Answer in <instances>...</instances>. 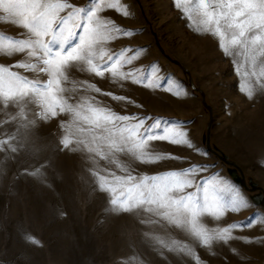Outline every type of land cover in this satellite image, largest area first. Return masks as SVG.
Instances as JSON below:
<instances>
[{"label":"rangeland","instance_id":"rangeland-1","mask_svg":"<svg viewBox=\"0 0 264 264\" xmlns=\"http://www.w3.org/2000/svg\"><path fill=\"white\" fill-rule=\"evenodd\" d=\"M68 3L83 7L89 0ZM122 3L129 15L105 10L102 16L133 32L106 41L104 59L121 48L131 49L128 56L142 48L124 70L151 76L162 85L171 80L181 94L114 80L110 73L98 77L80 65L69 70L63 95L72 104L91 97L93 103L119 114L165 118L187 132L193 147L153 140L148 142L149 152L181 159L142 163L127 153L104 159L78 147L77 140L83 137L74 129L72 144L62 146V138L70 135L71 113L57 110V116L44 119L36 103L4 104L0 97V139L11 136L14 145H22L15 153L0 151V264H197L184 248L195 253L199 264H264V89L255 77H245L252 68L244 57L226 56L217 37L195 31L175 0ZM4 17L7 13L0 9V18ZM26 35L11 17L0 19V36ZM17 61L31 63L32 58L0 51V66L29 79H47L45 73L15 67ZM84 82L101 91L82 88ZM248 84L255 86L251 98L242 91ZM190 165L203 166L192 175L195 182L234 186L247 201L245 208H229L220 218L202 217L210 230L237 224L227 241L203 246L187 228L162 217L143 210L115 212L112 193L99 188L96 176L139 178ZM36 168L42 175L31 174ZM221 194L230 198L228 192Z\"/></svg>","mask_w":264,"mask_h":264},{"label":"snow or ice","instance_id":"snow-or-ice-1","mask_svg":"<svg viewBox=\"0 0 264 264\" xmlns=\"http://www.w3.org/2000/svg\"><path fill=\"white\" fill-rule=\"evenodd\" d=\"M175 6L181 9L195 31L217 37L219 47L226 56H243L252 68L251 72L244 73L245 77H255L264 89V82H261L264 77V0H175ZM0 9L27 32L25 38L19 39L0 36V51L7 55L24 54L32 58V62L17 61L15 67L47 74V79L43 81L29 79L7 66H0V97L4 104L9 101L36 103L42 107L40 115L44 119L57 116V110L71 113L73 121L68 125L70 135H65L61 140L64 148L72 144L73 129L78 137H83L77 140L78 147L83 145L86 151L104 159L115 157L117 153L130 154L142 163H155L166 158L181 159L171 153L149 152L148 142L153 140L193 147L187 132L165 118L138 113L119 114L111 108L93 103L91 97L72 104L63 95L66 91L63 84L69 81V70L80 65L86 66L87 71L98 77L110 73L114 80H131L152 89L163 87L176 96L181 94L178 87L173 89L174 82L171 80L162 85L151 76L139 75L131 69L124 70L125 65L143 51L142 48H137L132 56L126 55L130 48H121L104 59L102 45L106 41L119 36L128 37L133 32L102 16L105 10L129 15L122 0H89L83 7L70 4L68 0H0ZM80 86L97 93L101 91L87 82ZM242 91L251 98L255 86L248 84L242 87ZM105 95L112 96L114 100L134 103L125 96ZM149 119L152 120L150 124L147 123ZM13 139L11 136L0 139V151L15 153L22 145H14L11 142ZM197 169L203 170V166L190 165L184 169L145 174L139 178L130 174L114 175L111 180L99 173L96 176L99 188L112 193L110 203L115 212L143 210L162 217L187 228L203 246L215 240L227 241L237 224L210 230L202 223V217L209 214L220 218L229 208L233 211L245 208L247 201L234 186L220 187L208 181L202 184L195 182L192 175ZM31 174L42 175L39 168ZM190 188L193 190L188 191ZM223 192L230 194L228 200L224 199ZM28 239L36 242L33 237ZM182 251L192 255L199 264L194 252L187 248Z\"/></svg>","mask_w":264,"mask_h":264},{"label":"water","instance_id":"water-1","mask_svg":"<svg viewBox=\"0 0 264 264\" xmlns=\"http://www.w3.org/2000/svg\"><path fill=\"white\" fill-rule=\"evenodd\" d=\"M204 102L206 103V100H205V98H204Z\"/></svg>","mask_w":264,"mask_h":264},{"label":"clouds","instance_id":"clouds-1","mask_svg":"<svg viewBox=\"0 0 264 264\" xmlns=\"http://www.w3.org/2000/svg\"><path fill=\"white\" fill-rule=\"evenodd\" d=\"M262 162H264V161H262Z\"/></svg>","mask_w":264,"mask_h":264}]
</instances>
